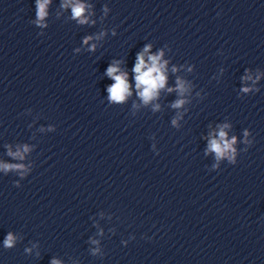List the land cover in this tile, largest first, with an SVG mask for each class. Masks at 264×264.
<instances>
[{
	"label": "clouds",
	"instance_id": "1",
	"mask_svg": "<svg viewBox=\"0 0 264 264\" xmlns=\"http://www.w3.org/2000/svg\"><path fill=\"white\" fill-rule=\"evenodd\" d=\"M51 3V0H36V24L45 27L44 20L48 15L47 6ZM62 7L68 8L71 7V15L74 20H76L79 24H88L89 18L86 15L88 5L81 2V0H65L62 4ZM105 12H107V8H105ZM94 23V21L92 22ZM115 31H113V35H115ZM104 33H100L96 36V39H100ZM93 39L92 36H87L84 38L83 43L87 45L89 41ZM96 45L92 44L90 50H95ZM152 45H145L143 50L138 52L136 55V60L133 66V73L135 74V87L137 90V95L140 97L141 101L147 105L153 100L159 98V93L161 90H164L167 85V61L163 60L162 57L164 55L163 51H159L157 54H151ZM78 51V50H77ZM120 61H113L109 64L106 69L105 75L110 78L113 83L107 87L108 99L113 103H123L127 100L129 96L132 95L130 90V84L128 82V73L121 71L120 69ZM173 72L176 71V68L172 69ZM247 79H251V77H247ZM189 90V86L182 79L177 78L176 87L167 88L168 92L176 91L178 94V98L171 105L175 109H180L185 103L186 100L183 98L185 93ZM243 92L248 93L251 91L250 88L245 87L242 89ZM159 104L154 106V110L159 109ZM173 125L176 124V120L172 121ZM229 125L225 124L220 127L218 132V138H211L208 143L207 153H214L215 159L220 161L221 159L227 158L230 163H235L236 157V149L234 145L237 140L236 137H232L231 139L227 138V133L225 131ZM248 132L245 131V138H247ZM245 143H249L247 139H245ZM29 147L25 145L23 147V152H28ZM9 155L14 158L23 159L22 153L18 150L13 153L9 150ZM217 165H213L216 167ZM0 168H3L5 172L11 170H22L24 169L23 164H3L0 165ZM17 187L19 185L17 184ZM16 238L12 233H8L5 240L4 246L5 248H12L15 245ZM93 243H97V241H92ZM27 251H30L27 250ZM99 249L93 251L95 254ZM50 264H61L58 259L53 258Z\"/></svg>",
	"mask_w": 264,
	"mask_h": 264
}]
</instances>
